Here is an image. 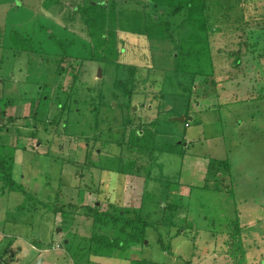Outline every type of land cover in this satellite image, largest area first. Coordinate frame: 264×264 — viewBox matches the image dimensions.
<instances>
[{
  "label": "rangeland",
  "instance_id": "rangeland-1",
  "mask_svg": "<svg viewBox=\"0 0 264 264\" xmlns=\"http://www.w3.org/2000/svg\"><path fill=\"white\" fill-rule=\"evenodd\" d=\"M89 1L0 0V144L13 145L27 192L0 181V264H264V0H204L196 38L183 12L158 5L172 41L131 29L140 3L115 0L114 22L103 21L116 31L113 63L86 58L78 7ZM194 39L203 54L172 70ZM118 62L134 65L128 92L114 88ZM136 130L152 160L131 146ZM129 162L145 166L118 172ZM109 202L164 223L127 250L89 254L94 207Z\"/></svg>",
  "mask_w": 264,
  "mask_h": 264
},
{
  "label": "trees",
  "instance_id": "trees-1",
  "mask_svg": "<svg viewBox=\"0 0 264 264\" xmlns=\"http://www.w3.org/2000/svg\"><path fill=\"white\" fill-rule=\"evenodd\" d=\"M115 0H110L106 3V0L100 1H89L86 5H82L80 8L84 14H86L84 21L89 25V35L90 37V51L87 59L96 60L99 62H108L113 63L114 60L117 61L118 54L120 49L116 46V31L111 29L109 26H106L103 21L108 17L113 23L114 19V2ZM137 3H140L141 9H133V22L130 25V28L144 33L150 38V40H167L171 39L172 36L170 32L171 21L165 19L161 16V12L164 11L163 8H158V5H162L171 9L173 12H183L185 20L188 21L189 25L193 29L191 37L197 36L199 31L205 32L206 20L204 14L205 3L204 0H135ZM108 5V13L106 12V7ZM108 14V16H107ZM198 27V30L196 28ZM13 38V37H12ZM18 42L23 39H16ZM30 39H24V44L27 45ZM197 42L196 39L192 40L189 43V48L184 51H178L177 56L175 57V65L172 70L180 71L182 69L181 61L184 57L195 58L203 54V49L201 47H195ZM24 45L22 48L27 49L28 47ZM211 63H209V69L211 68ZM118 76L114 83L115 89H124L129 91L131 86V81L128 78L132 71L134 70V65L129 63H123L120 65L118 62L117 66ZM191 71H195L194 69ZM113 95H117L115 92ZM116 98V97H114ZM1 128V127H0ZM95 128H97L95 126ZM2 129V128H1ZM129 142L133 148H137L141 155H147L150 157L149 160H152L151 157L153 150L151 149V141L144 132L136 130L128 135ZM142 141L144 144H142ZM146 143V144H145ZM181 144V143H180ZM169 151L174 152L173 148H167ZM166 149V151H168ZM178 153L180 151L178 150ZM150 154V155H149ZM89 160V159H88ZM14 162V148L13 145L0 144V181L3 184L4 189L8 191H20L27 194L25 188L22 184L16 182L12 176V167ZM218 162V161H217ZM146 163H150L149 161ZM211 163V161H210ZM209 163L210 166L215 162ZM131 164V165H130ZM132 162L121 164L118 167V172L122 174H136L135 171L140 168H144L145 165H137V167L132 166ZM220 164V163H218ZM127 165V166H125ZM224 167H228L227 162H223ZM222 166V163L221 165ZM117 170V169H116ZM212 172V171H210ZM215 175V174H214ZM217 175V174H216ZM220 187V186H219ZM148 192L146 196L150 195ZM143 200V197H142ZM142 204V201H141ZM176 203L167 202L165 205L164 212L170 209H177ZM94 214L92 215V223L94 225V232L91 238V243H89V254L111 255L110 251H122L127 250L135 243H141L145 239L146 228L148 226H155V224L164 223L163 221L154 220L151 221L149 218V213L144 214L141 208L130 207L127 205H118L117 203L109 202L107 207L101 209L100 206L95 205ZM161 211V210H160ZM176 222V221H175ZM173 221L172 224L175 223ZM230 235V241L228 240L229 246H233L235 250H243V244L241 239V233L238 230H232ZM240 240V241H239ZM159 242L161 248L165 251H170V245L165 244L159 237ZM104 248H108L103 251ZM243 254V253H242ZM130 264H160L157 262L148 261L141 258H131L129 259Z\"/></svg>",
  "mask_w": 264,
  "mask_h": 264
},
{
  "label": "water",
  "instance_id": "water-1",
  "mask_svg": "<svg viewBox=\"0 0 264 264\" xmlns=\"http://www.w3.org/2000/svg\"><path fill=\"white\" fill-rule=\"evenodd\" d=\"M98 75L101 76V69L99 68L98 70ZM176 121H183L184 120V116H177L173 118Z\"/></svg>",
  "mask_w": 264,
  "mask_h": 264
},
{
  "label": "crops",
  "instance_id": "crops-1",
  "mask_svg": "<svg viewBox=\"0 0 264 264\" xmlns=\"http://www.w3.org/2000/svg\"><path fill=\"white\" fill-rule=\"evenodd\" d=\"M186 145V144H185ZM207 171H208V164L206 165V167H205V172H204V176H206V173H207Z\"/></svg>",
  "mask_w": 264,
  "mask_h": 264
}]
</instances>
